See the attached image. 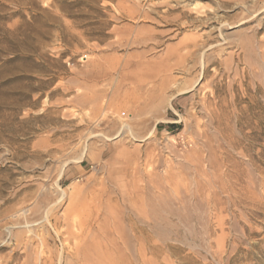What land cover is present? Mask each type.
<instances>
[{
	"label": "rangeland",
	"instance_id": "374dc122",
	"mask_svg": "<svg viewBox=\"0 0 264 264\" xmlns=\"http://www.w3.org/2000/svg\"><path fill=\"white\" fill-rule=\"evenodd\" d=\"M0 264H264V0H0Z\"/></svg>",
	"mask_w": 264,
	"mask_h": 264
},
{
	"label": "bare ground",
	"instance_id": "6f19581e",
	"mask_svg": "<svg viewBox=\"0 0 264 264\" xmlns=\"http://www.w3.org/2000/svg\"><path fill=\"white\" fill-rule=\"evenodd\" d=\"M136 88H140L141 90H144V87L140 86V87H135ZM146 93V91H145ZM105 102V106L103 110V108H101V113L103 111L107 112L110 110V101H108L106 98H95L94 102L97 103L99 101H103ZM165 101L164 97H153L152 95L147 96L146 98H136L133 97L131 94V99L127 102H124V104L120 105V109L117 110L115 113L121 117V118H128L129 120H136L141 118L142 116H144L146 113H148L149 110H157L160 106L163 105ZM104 105V104H102ZM99 107V106H98ZM99 109V108H98ZM118 138V136H117ZM112 242V241H111ZM101 257V256H100ZM121 260V259H120Z\"/></svg>",
	"mask_w": 264,
	"mask_h": 264
},
{
	"label": "trees",
	"instance_id": "16d2710c",
	"mask_svg": "<svg viewBox=\"0 0 264 264\" xmlns=\"http://www.w3.org/2000/svg\"><path fill=\"white\" fill-rule=\"evenodd\" d=\"M171 127H173V125H171Z\"/></svg>",
	"mask_w": 264,
	"mask_h": 264
}]
</instances>
